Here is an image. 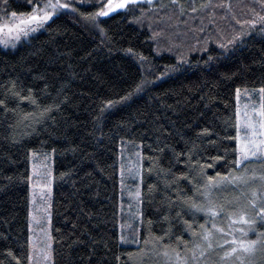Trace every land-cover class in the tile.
<instances>
[{
  "label": "trees",
  "instance_id": "16d2710c",
  "mask_svg": "<svg viewBox=\"0 0 264 264\" xmlns=\"http://www.w3.org/2000/svg\"><path fill=\"white\" fill-rule=\"evenodd\" d=\"M207 2L195 0L196 12L191 0L180 1L183 10L141 2L93 21L85 16L99 10L100 0H84L19 40L8 28L20 20L2 26L0 264L29 262L32 151L53 153L52 264H174L189 249L199 264H225V241L259 235L262 245L264 221L257 220L261 234L243 237L238 218L246 212L257 218L264 207V160L234 161L236 89L264 88V32L248 23L264 16V0L200 7ZM37 6L0 0V26L12 12L27 18ZM157 8L178 21L169 18L155 31L148 18L138 25L142 11L148 16ZM121 145L141 150L136 244L120 231ZM230 172L247 181L205 187L209 176ZM143 249L162 259L142 260ZM259 263L264 257L245 264Z\"/></svg>",
  "mask_w": 264,
  "mask_h": 264
},
{
  "label": "rangeland",
  "instance_id": "374dc122",
  "mask_svg": "<svg viewBox=\"0 0 264 264\" xmlns=\"http://www.w3.org/2000/svg\"><path fill=\"white\" fill-rule=\"evenodd\" d=\"M182 0H179V3ZM148 3L149 6H162L168 5L171 0H138V3ZM182 3V2H181ZM131 6V5H130ZM120 10V9H118ZM156 12H148V16H145L144 12L137 20L138 25L143 23V19L148 18L151 22L152 30L156 26L164 25V23L169 19L176 18L174 14L167 15L159 12L157 8ZM145 16V17H144ZM142 17V18H141ZM23 16L17 15V17H11L10 20L3 21L1 24L3 26L6 22L10 24H17ZM4 19V18H3ZM144 20V21H145ZM178 19L176 18V22ZM140 23V24H139ZM181 26V25H180ZM177 23L174 27L179 29ZM174 31L175 38L178 36V30ZM153 31H155L153 29ZM157 36L158 34L155 33ZM261 88L255 89H236V129H237V150L238 157L240 156V148L243 144L247 143L246 137L250 136L244 128L246 123L245 113L253 121L260 119L258 112L260 110V105L262 103V94L260 93ZM130 149V148H129ZM140 158L141 150L140 147L136 150H128L120 146L119 149V187H120V201H119V212L123 213L124 220L123 225L120 224V231H123L125 241L137 243L138 237V226L135 225L140 216ZM259 157H249V160H259ZM248 160V161H249ZM241 183L246 182L244 178L239 179ZM246 185V183H245ZM28 244H29V262L28 264H52V237H51V205L53 196V153L52 151H42V152H30L29 155V178H28ZM235 202L234 199L229 201L232 205ZM218 204V203H217ZM257 208V207H256ZM259 209V208H257ZM242 214V213H241ZM240 214V215H241ZM247 214L248 219L255 220L256 223L252 227L253 231H249V225L243 224L244 228L248 234L258 233L261 234L262 231L258 229L257 221L259 217H253L250 213ZM125 221V222H124ZM123 226V227H122ZM240 227V226H238ZM240 228V229H241ZM231 234H235L232 232ZM258 238V237H257ZM255 238L254 240H256ZM255 246V249L251 252H237L231 256L225 257V252L230 251L228 248L221 255V259L227 258L225 264H245L250 261H262L264 257V241L262 245ZM144 251V253H143ZM140 255L141 259L147 261L150 257L157 263L162 259L161 253L156 255L150 252L145 253L143 249ZM212 251V250H211ZM211 251H207L213 253ZM147 255V256H146ZM215 256L212 254V258ZM210 255H206L204 259L206 262H211L212 259ZM178 262L174 264H199V257L194 256L191 250H187L186 256L177 257ZM153 263V262H152ZM172 263V262H171ZM169 264V263H167ZM261 264V263H259Z\"/></svg>",
  "mask_w": 264,
  "mask_h": 264
},
{
  "label": "snow or ice",
  "instance_id": "6c2138e0",
  "mask_svg": "<svg viewBox=\"0 0 264 264\" xmlns=\"http://www.w3.org/2000/svg\"><path fill=\"white\" fill-rule=\"evenodd\" d=\"M29 2L35 3L38 6L33 8L32 13L29 14L27 18H21L19 24L8 28L9 34L14 33L15 40H19L21 35L27 36L29 32L36 31L38 28L43 27L46 22L51 20L54 16H59L65 10H70L72 12L77 11V8L73 7V5L77 2L83 4L84 0H68V2H61V0H29ZM137 3L138 0H107V3H103V0H100L101 6L99 10L94 13H88L85 18L96 21L98 17L108 16L110 13H113L118 9H127L130 5L136 6ZM149 3H151V0H149ZM171 3L177 5L178 7H181V10H183V6L179 3V0H171ZM191 5V11L196 12L198 9L195 6V0H191ZM212 6L213 5L211 3V0H208L207 3L202 4L200 7L207 9ZM217 6L223 7L224 5L220 4ZM11 15L12 17H17L16 12H12ZM248 23L252 29H256L257 24H259L260 31L264 32V16H258V19L250 20L248 21ZM2 31L3 27L0 26V32ZM240 35H246V33H241ZM235 39L236 37H234L233 40H230L229 43H232ZM4 43H7V41L5 40ZM221 46L224 47V45ZM146 83L147 81H142L140 84H138L136 87V91L143 90V86ZM260 93L264 95V88L260 89ZM130 96L131 93L129 94V96L122 97L121 99L127 100L130 98ZM0 103H2V101H0ZM109 103L111 104L112 102ZM45 111H50V109H45ZM258 115L260 119L257 121H253L251 117H249L247 113H245L246 123L244 125V128L247 132L250 133V136L246 137L247 143L243 144V146L240 148V156L234 161V164L236 166H240L247 162L250 156L259 157L260 159L264 160V103H261ZM236 179H239V177L232 176L231 172L226 176H220V174L217 173V178H213L211 176L208 177V181L205 187L208 189H212L221 183H231ZM192 207L196 208L197 211H204L210 214L211 217H216L219 215V211L212 207L203 208L198 207L195 204H193ZM253 207H255L254 203ZM256 215L261 221H264V207H260L259 212ZM238 220L240 223L249 225V231L254 232V228L252 226L255 225V220L248 219L247 214H241ZM232 222L236 223L237 221L233 220ZM201 227L203 228L204 225H201ZM212 227L216 228V225L213 224ZM217 231L222 233L224 229L217 228ZM239 231L241 232L243 237H247L248 232H246L244 228L239 229ZM211 235V231L207 229L205 230V233L203 235V240L209 242V247L212 246L210 243ZM260 242L261 240L259 235L256 240H248L245 238L237 239L234 237L231 241H225V243L230 245V251L225 252V257L231 256L232 254H235L237 252H251Z\"/></svg>",
  "mask_w": 264,
  "mask_h": 264
}]
</instances>
